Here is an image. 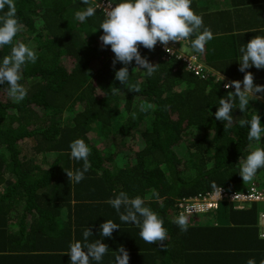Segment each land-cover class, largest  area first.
Masks as SVG:
<instances>
[{
    "label": "trees",
    "instance_id": "16d2710c",
    "mask_svg": "<svg viewBox=\"0 0 264 264\" xmlns=\"http://www.w3.org/2000/svg\"><path fill=\"white\" fill-rule=\"evenodd\" d=\"M115 1L133 3L153 29L187 37L196 57L221 78L213 85L196 79L181 57H161L90 1L85 10L97 16L78 20L65 11L73 0H0V220L19 222L15 231L0 229L4 256L26 262L58 249L76 264H264V233L256 223L264 208L255 204L264 200L239 208L222 198L202 219L177 206L178 198L215 185L231 191L253 181L264 186V103L251 116L238 91L221 87L234 74L231 60H250L236 57L238 51L225 54L240 46L238 25L246 14L238 6L264 7V0ZM197 11L200 24L210 23L202 31L185 22ZM118 51L132 58L122 72L112 71L124 64ZM62 53L72 58L68 67L58 62ZM93 55L97 65L88 71ZM14 86L27 90L16 89L19 99L10 101L6 92ZM31 103L43 113L69 108L72 121L30 127L38 118ZM227 115L238 120L225 121ZM89 128L102 136L116 132L118 143L96 147ZM25 138L30 146L22 148ZM249 142L260 143L259 154L246 148ZM27 148L63 151L66 158L35 159Z\"/></svg>",
    "mask_w": 264,
    "mask_h": 264
},
{
    "label": "crops",
    "instance_id": "0c3cea01",
    "mask_svg": "<svg viewBox=\"0 0 264 264\" xmlns=\"http://www.w3.org/2000/svg\"><path fill=\"white\" fill-rule=\"evenodd\" d=\"M223 8H224L223 6H220L218 8H214V10L223 9ZM238 12L246 14L245 16H243L241 21L243 19H246L247 20L246 22L249 24L246 25L245 28L244 23H241L240 21L238 25L239 30L237 32L238 39L236 41V44H240L239 49L225 50V54H231L238 51L236 57L239 58L241 54L243 56L250 57V60L247 63L241 62L239 59L237 63L231 60V63H233V68L230 72L234 74H232L231 77L226 75L227 77H224L223 80L225 82L227 81L231 83V85L236 86L238 88V93H239L238 100L240 99L242 102L247 103L248 105H252L250 109L254 111V109L257 108L256 107L257 103H264V7H260L255 3H247L238 6ZM251 14L256 15L255 20H250L248 18V16ZM192 15H193L192 18H187L185 20L186 24L191 29L202 31L200 25L202 26V24L204 23H206L207 25L210 24L208 22H203L202 24H200V21H198V19H200V16L198 15V11L195 14L192 13ZM216 26H218V24ZM219 27L221 26L219 25ZM207 36L211 37L212 35L208 33ZM185 38L187 39V37ZM182 50L193 51V45L191 44V42L188 41V39H187V43L183 44ZM201 61L206 66L220 73L219 70H216V68L206 64V62H204L202 59ZM248 63H249V68L248 66H246ZM242 71L245 72V74L241 75L240 73ZM256 111H258V109H256L255 112ZM258 144L260 143L258 142ZM258 186H261L260 188L264 187L262 185H258ZM261 213L264 212L262 211ZM260 216H264V214L263 215L259 214V216L256 218L257 231L259 234L264 233V220L262 217L260 219ZM18 225H19L18 218L11 217L8 220H0V229H2V231L5 232L9 231L10 228H12V231L17 230ZM5 249L6 248L4 245L0 247V259H5V260L8 259L10 264H76L70 258H68L67 260L64 256L65 254L63 255L61 250L58 249H54L53 251H51L50 249L43 250L42 254L39 257L32 258L31 260L26 262L25 260L23 261L20 259L19 260L11 259L16 256L14 257L4 256V253H7ZM15 252L16 251L14 250L11 251L10 253H15ZM0 264H6V261L2 260Z\"/></svg>",
    "mask_w": 264,
    "mask_h": 264
},
{
    "label": "built area",
    "instance_id": "2783aa9c",
    "mask_svg": "<svg viewBox=\"0 0 264 264\" xmlns=\"http://www.w3.org/2000/svg\"><path fill=\"white\" fill-rule=\"evenodd\" d=\"M94 6L100 8L112 20L132 26L134 32L141 38H152L154 45L159 49L161 57L164 55L179 56L185 62L186 67L197 75H204L202 65L196 57L195 53H186L180 51L179 44L185 42L186 39L180 34H164L158 30H152L148 23L142 20L140 12L128 3L114 4L110 0H93ZM137 24L135 29L134 25ZM139 29V30H138ZM148 29V30H147ZM138 32V33H137ZM224 88H238L229 82H223ZM252 182L244 190L231 191L221 185H215L211 189L203 193L195 195L183 196L177 199V206L180 213L189 214L193 212H202L207 209L216 207L218 200L225 198L232 201L234 207H242L243 201H258L264 199V187L259 188ZM264 213H260L263 215Z\"/></svg>",
    "mask_w": 264,
    "mask_h": 264
},
{
    "label": "rangeland",
    "instance_id": "374dc122",
    "mask_svg": "<svg viewBox=\"0 0 264 264\" xmlns=\"http://www.w3.org/2000/svg\"><path fill=\"white\" fill-rule=\"evenodd\" d=\"M163 1H164V3H167V4H170V2H171V0H163ZM76 2H77V6H73ZM71 3L72 4H71V6H69V8L73 9L74 11L70 10V9L69 10H65V11H72L73 12L72 14L74 16H76V18L78 20H80L79 18L81 16H88V17L97 16L95 14V10H92L89 7H88L89 10H85V7L87 5L86 2L74 1V2H71ZM92 3H93V1H92ZM248 18L255 19L256 15L255 14H251V15L248 16ZM99 21L102 24H108L109 23L108 20H104L102 17L100 18ZM156 22H159L158 25L160 24L159 19ZM114 25H118V27H121L117 23H114ZM134 27L136 29L137 28V24H135ZM152 30H157V29L154 27V29L152 28ZM166 34H169V33H166ZM170 34H174V33L171 32ZM24 35L25 34H20L19 36L16 37V40H21L24 37ZM135 38H136L135 41H146V40H148V39L139 37L137 34L135 35ZM186 41H187V39H186ZM179 47H180V51H183L182 50L183 45H179ZM149 51H150V48H148L146 51H144L143 55L146 56L149 53ZM83 52L84 53H88L89 52L87 47H84ZM94 57H95V55L92 56V60L90 62H88L87 66L85 68L88 71H91V69H93L92 68V67H94L93 63H94L95 66L97 65V59H95L94 62H92ZM117 59H119V61H122L124 64L114 68V70H112L114 72H122L124 70V68H126L128 66V64H129V62L132 60V58H127L126 52H122V51L121 52L120 51L117 52ZM58 62L60 64H64L66 67H68L70 64H72V58L70 56H68L66 53L65 54L62 53L58 57ZM1 64L4 65L5 63H1ZM7 65L13 67V70H17V60L16 59L9 58L8 62H7ZM4 66H6V65H4ZM130 67H132V65L128 66V69ZM123 82H124L123 80H120V81L117 82V85L115 86V92H116L117 96L121 95V90L124 87V83ZM16 89L26 91L27 87L14 86V88L10 89V91H7L6 95H7L8 99L10 101H17L19 99V95L17 93H15ZM91 100L92 99H87L86 102H89ZM31 105L38 112L36 114V116L38 118L29 120L30 127H37V126L42 127V126H45L46 124H48L51 121H60L61 124H65V123L70 124L71 121H72V116H71L72 114H71V111H69V108L65 107V108H61L59 110L48 109V110H46V112L43 113L42 110H40V106L35 105L34 103H31ZM250 106L251 105H247L248 114H250L252 116L253 115V111L250 109ZM9 110L10 109L8 108V111ZM226 119L229 120V121H235V120H238V117H236V116H228L227 115V117L224 120L226 121ZM105 132L107 133V135L106 136L105 135L102 136V133L98 132L96 128H89L86 131V136L88 138V141H90L91 144H95L96 147H101L103 145H106L107 147H112L113 148L118 143L119 135L116 132H110V131H105ZM195 132H197L198 134L202 133V131H200V130H197ZM130 135H131V133H130ZM132 135H134V133ZM101 137H104V138H101ZM27 141L28 140H26V138L24 140L20 141L19 142V146L22 147V148H25L26 144L30 146L29 142H27ZM27 149H30V150L27 151V155L28 156H31V157L36 159V158L40 157L41 155H44L46 160H48V162L51 161L55 156L60 157L61 161L65 160V158H66L65 157V152H63V151H48V152H45V153L42 152L40 154V152L39 153H35L34 150H31V148H27ZM42 165H45V164H42ZM1 186H3V184H1ZM255 204H256L257 208H264V202H256ZM207 210L209 211V209H207ZM207 210H205V212L189 213V215L190 214H194L199 219H202L208 214ZM62 216H64V214ZM60 217H61V215H60ZM261 217L264 220V216H260V219H261ZM193 218L194 217H187V219L190 220V221H192ZM62 219L64 220L65 216Z\"/></svg>",
    "mask_w": 264,
    "mask_h": 264
},
{
    "label": "clouds",
    "instance_id": "9594fccd",
    "mask_svg": "<svg viewBox=\"0 0 264 264\" xmlns=\"http://www.w3.org/2000/svg\"><path fill=\"white\" fill-rule=\"evenodd\" d=\"M73 1H80V2H87V1H90L91 3H92V1L91 0H73ZM112 3H114V4H119V3H128V4H132L136 9H137V7L133 4V3H131V2H128V1H123V2H116L115 0H110ZM92 5L94 6V1H93V3H92ZM95 7V6H94ZM97 8V7H96ZM98 9H100V8H98ZM101 10V9H100ZM138 10V9H137ZM102 11V10H101ZM139 11V10H138ZM103 12V11H102ZM140 12V11H139ZM103 14L106 16V17H108L109 18V20L111 21V22H114V23H118L119 25L120 24H123V23H119V22H116V21H114V20H112L109 16H107L104 12H103ZM143 20V19H142ZM125 25V24H124ZM149 25V24H148ZM121 26V25H120ZM131 32H133V34L134 35H136V33L134 32V30H133V27L132 26H127V25H125ZM150 26V25H149ZM151 27V26H150ZM152 28V27H151ZM175 34V33H174ZM173 34V35H174ZM177 34H180V33H177ZM181 35V34H180ZM182 36V35H181ZM183 38H185L184 36H182ZM186 39V38H185ZM138 40V39H137ZM146 41H149V42H151L152 43V45L155 47V48H157L155 45H154V40L152 39V38H148V40H146ZM185 43H187V41H185V42H182V43H180L179 45H183V44H185ZM158 49V48H157ZM158 51H159V49H158ZM184 51V50H183ZM184 52H186L187 54L188 53H194L193 51H184ZM159 53H160V51H159ZM198 60H199V62L201 63V65H202V67H203V69H202V72H204V75H197V74H195V73H193L192 71H191V69H189L188 67H186L189 71H191L192 72V74L193 75H195L196 76V79H202V80H210V82L212 83L211 85H213L214 83H215V81L216 80H218V78L220 77L221 78V75H220V73H218V71H215V70H213V69H211L210 67H208V66H206L199 58H198ZM224 82V80H222V82H221V87H223L222 86V83ZM246 148L248 149V150H250V151H252V152H254V153H256V154H259L260 152V145L258 146V143H255V144H253V143H248V145H246ZM253 182H255V181H253ZM252 183V182H251ZM250 183V184H251ZM256 183V182H255ZM249 184V185H250ZM248 187V186H247ZM246 187V188H247ZM242 190H244V189H242ZM253 201V200H252ZM259 201V200H258ZM247 202H250V201H247ZM240 208V207H239Z\"/></svg>",
    "mask_w": 264,
    "mask_h": 264
}]
</instances>
